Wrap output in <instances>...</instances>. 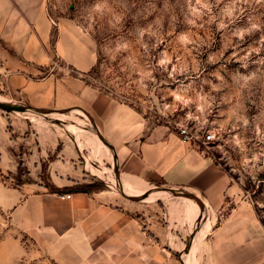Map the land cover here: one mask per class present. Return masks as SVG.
Listing matches in <instances>:
<instances>
[{
	"label": "crops",
	"instance_id": "1",
	"mask_svg": "<svg viewBox=\"0 0 264 264\" xmlns=\"http://www.w3.org/2000/svg\"><path fill=\"white\" fill-rule=\"evenodd\" d=\"M43 3L0 0V82L25 105L84 111L91 128L108 146L98 136L72 140L43 123L28 126L13 113L0 110V213L12 232L32 238L58 264L91 255L102 233L111 244L123 240L131 248L133 241H147L143 223L116 206L137 202L121 201L108 184L131 196L157 189L156 203L166 207V214L155 218L152 234L157 246L167 242L168 252H177L184 264H264V225L253 202L205 148L183 143L174 129L150 124L81 80L30 77L35 68L48 67L51 50L81 72L92 65L90 49L69 36L67 20L57 22L53 42V19ZM25 133L30 141L22 154L26 171L32 175L38 161L47 160L44 171L50 183L61 191L66 181L71 190L63 193L68 192L69 198L46 191L37 181L13 183L20 137ZM88 163L107 174V185L102 179L107 189H73L75 184H91L85 175ZM35 187L38 192L29 194ZM22 253L14 238L0 242V264H14Z\"/></svg>",
	"mask_w": 264,
	"mask_h": 264
},
{
	"label": "rangeland",
	"instance_id": "2",
	"mask_svg": "<svg viewBox=\"0 0 264 264\" xmlns=\"http://www.w3.org/2000/svg\"><path fill=\"white\" fill-rule=\"evenodd\" d=\"M43 7L53 19V42L57 22L67 20L69 36L90 49L92 65L81 72L51 50L48 67L35 68L32 79L55 75L81 80L152 125L177 133L187 127L198 136L213 133L206 152L241 184L264 225V0H44ZM7 87L0 82V100L20 104L17 93ZM69 110H52L45 117L11 115L28 126L43 123L72 140L96 139L89 115ZM20 138L13 183L37 181L46 191L66 195L64 190H71L66 181L61 191L50 183L44 171L47 160L38 161L32 175L26 171L22 154L30 141L27 133ZM84 167L91 184H75V191L107 189L104 171L92 163ZM110 179L114 181L113 172ZM108 185L125 199L117 186ZM33 190L28 193L38 192ZM155 191L141 195L146 198L136 204L116 206L143 223L146 242L133 241L131 248L123 240L113 245L102 233L92 254L72 264H183L181 255L168 252L167 242L158 247L152 234L155 218L166 214V207L156 203ZM12 230L0 213V242L14 238L23 251L14 264H58L32 238Z\"/></svg>",
	"mask_w": 264,
	"mask_h": 264
},
{
	"label": "water",
	"instance_id": "3",
	"mask_svg": "<svg viewBox=\"0 0 264 264\" xmlns=\"http://www.w3.org/2000/svg\"><path fill=\"white\" fill-rule=\"evenodd\" d=\"M0 110L5 111L7 113H33V114H37V115H41V116H47V114L52 113V110H45V109H38V108H34L28 105H24V104H13L10 102H6V101H1L0 100ZM71 110H60L56 113H67ZM85 115H87L84 111H82ZM97 136L99 137V139L106 145V142L100 137L99 134H97ZM118 192L120 193L121 196H123L125 199H128L129 201H133V202H139L142 201L143 199H145L146 197H140V196H131L126 194L122 188L118 187ZM172 195H177L175 192L173 191H169ZM187 197V196H185ZM183 263V261H182ZM184 264V263H183Z\"/></svg>",
	"mask_w": 264,
	"mask_h": 264
},
{
	"label": "built area",
	"instance_id": "4",
	"mask_svg": "<svg viewBox=\"0 0 264 264\" xmlns=\"http://www.w3.org/2000/svg\"><path fill=\"white\" fill-rule=\"evenodd\" d=\"M180 140L186 144H197L201 145L203 148H208L209 143L214 139V135L211 132H206L201 136L192 133L189 128L181 127L178 131ZM65 198H69L68 194L63 195Z\"/></svg>",
	"mask_w": 264,
	"mask_h": 264
},
{
	"label": "bare ground",
	"instance_id": "5",
	"mask_svg": "<svg viewBox=\"0 0 264 264\" xmlns=\"http://www.w3.org/2000/svg\"><path fill=\"white\" fill-rule=\"evenodd\" d=\"M101 173V171H99Z\"/></svg>",
	"mask_w": 264,
	"mask_h": 264
}]
</instances>
